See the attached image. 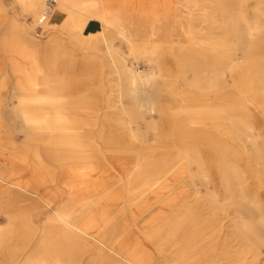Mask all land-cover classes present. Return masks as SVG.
<instances>
[{
	"label": "bare ground",
	"instance_id": "bare-ground-1",
	"mask_svg": "<svg viewBox=\"0 0 264 264\" xmlns=\"http://www.w3.org/2000/svg\"><path fill=\"white\" fill-rule=\"evenodd\" d=\"M46 1L0 0V86L8 88L10 103L20 95L12 113L61 135V157L52 169L49 160L22 152L13 125L0 114V264L264 263V216L244 208L239 200L246 196L236 195L247 179L238 149L264 175V132H257L252 109L195 108V125L208 120L207 127L234 141L229 148L222 139L211 145L212 170L206 143L179 151L172 161L138 156L130 164L101 166L83 144L92 113L82 105L85 98L71 105L76 84L62 77L77 70L113 74L121 128L142 142V123L159 129L145 89L161 74L162 49L174 36L185 46L177 54L176 80L208 95L224 89L228 74L237 78L243 71L251 79L249 92H264V67L255 68L264 55V0H53L65 17L46 23L47 41L40 42L34 31ZM91 20L102 28L84 34ZM231 37L237 42L232 50ZM118 44L132 52L142 48L148 69L135 67ZM101 140L120 151L117 137ZM196 180L208 202L202 220L182 211L185 189H195ZM248 202L260 208L254 197ZM153 204L161 208L156 214ZM230 206L235 220H223ZM136 212L151 218L128 220Z\"/></svg>",
	"mask_w": 264,
	"mask_h": 264
},
{
	"label": "rangeland",
	"instance_id": "rangeland-1",
	"mask_svg": "<svg viewBox=\"0 0 264 264\" xmlns=\"http://www.w3.org/2000/svg\"><path fill=\"white\" fill-rule=\"evenodd\" d=\"M2 1L4 3L6 2V0ZM174 34H177L176 31H174ZM38 40L40 42H45L47 41V37ZM169 42L170 43L166 44L162 49L164 62L163 66L160 68L161 74H159V76L145 89V96L155 103L154 107L156 108V112L154 119L159 129L156 131L147 130V125L142 123L143 129L147 131L146 138L142 140V142L134 140L130 137L127 130L125 131L121 128V123L125 122V119L124 121L122 120V122L119 120L122 114L118 110L122 107H118L120 109L117 110L116 97L119 92L117 89L111 87L113 84V74L109 71L102 72L96 70L92 71L90 75L85 74L82 70L67 74L62 73V77L67 76L69 82L76 84V88L72 91L74 96L70 101L71 105L77 106L79 104L78 101L85 98L82 105L92 113L93 118L90 117L91 119H88L89 117H86L87 120H89L87 122L89 126L83 127L84 130L88 129V132L86 130L84 134L83 144L91 151L94 160L99 165L106 166L109 163L116 164L118 161L128 162L130 164L133 162L132 159L138 156L145 160H151L165 155L168 160L172 161L169 157L177 155L179 151L184 153L194 147L196 143L201 145L206 143L207 147L201 148H204L206 159L208 158L207 162L211 164L210 169L212 170L213 160L211 156L212 151L210 150L212 147L211 145H214V143L222 139L225 140L226 147L229 148L232 147L230 145H233L234 141L220 135L219 130L216 128L207 127L205 123L209 124L210 122H208V120L205 122L203 121V123L200 121L199 124L195 125L190 118L197 114L195 112V108L197 107L208 108L210 110L219 107L223 109L224 107L252 109L254 113L249 111V114L255 116V122L258 128L257 132H262L261 134H263L264 92H249L250 88L248 87V83L251 81L249 76L245 77L246 74H244L243 71L240 72V75L238 74L237 78L231 77L228 74L225 87L222 91L219 90L218 92L208 95L198 92L190 86H186V81L181 82L176 80V75L179 74L177 54L181 50H184L185 46L184 42L182 43L175 36L173 41ZM236 43V40L231 37L228 42V49L232 50ZM118 46H120L122 51L135 63V67L138 69H148L147 58L144 56L142 48L132 52L127 45L118 44ZM262 56L263 57L258 59L255 68L261 69L264 67V55ZM228 63L231 62L228 61ZM155 69L159 73L158 65ZM254 71L253 68L250 74L253 75ZM191 74L192 73L189 72V75ZM7 91L8 88L0 86V114L4 116V119L10 120V123L13 125L12 134L15 143L17 145H22V152L30 158H35L36 155H39L49 160L51 168L55 169V164L52 163V160H56V156L61 157V135H49L46 132L36 129L30 122L26 121L22 115L12 113V110L20 107V95L16 94V97L10 103L6 98ZM83 94L88 96L85 97ZM6 123H8V121H6ZM1 129L3 130L4 128ZM107 136L118 138L121 145L120 151L112 150L105 144L104 140H101V138ZM262 136H264V134ZM238 151L242 154L240 162L241 170L246 169L248 176L246 175V180L242 178L243 184L240 188H242L243 191L238 189L236 195L246 196V199L239 200V203H241L244 208L250 210L256 207V210L258 209L256 211V216L259 218V216H264V175L260 173L259 167L255 166V162H251L253 159L249 157L248 153L242 152L241 148L240 150L238 149ZM251 165H254L255 169L250 168ZM204 168L208 169L209 165L206 164ZM256 173L259 175L255 177ZM251 174H253L254 178H251ZM214 182L217 185L218 179L214 180ZM195 184L197 185L195 189L199 192V199L195 195L197 191L188 185L189 187L185 189V195L188 196L186 201L188 204L186 207H182V211L184 210L185 213L189 214L192 213L190 217L192 219L195 217L200 220L206 219L199 217L203 215L205 205L208 203L205 198L206 192L202 187L201 181L196 180ZM216 189L218 190L219 187H216L215 191ZM253 197L258 202L260 208L252 206L248 202L249 199ZM220 201H223V199ZM225 209L226 214L223 220H235L236 214L234 208L230 206ZM160 210L161 208L158 205L153 204L150 213L156 214ZM150 218L151 217L145 214L136 212L135 217L129 216L128 220H150ZM1 223L5 224V220H1ZM138 226L140 229L143 228L141 225ZM262 250V257L264 259V247ZM260 264L264 263L261 262Z\"/></svg>",
	"mask_w": 264,
	"mask_h": 264
},
{
	"label": "built area",
	"instance_id": "built-area-1",
	"mask_svg": "<svg viewBox=\"0 0 264 264\" xmlns=\"http://www.w3.org/2000/svg\"><path fill=\"white\" fill-rule=\"evenodd\" d=\"M55 2L53 0H48L45 3L43 11L41 13V17L39 19L38 25L35 28L34 36L37 39H44L46 35V31L44 29V25L46 23H50L52 21V15L55 11L54 9Z\"/></svg>",
	"mask_w": 264,
	"mask_h": 264
},
{
	"label": "crops",
	"instance_id": "crops-1",
	"mask_svg": "<svg viewBox=\"0 0 264 264\" xmlns=\"http://www.w3.org/2000/svg\"><path fill=\"white\" fill-rule=\"evenodd\" d=\"M65 17V14L61 12L60 10L56 9L53 12L52 15V21L51 23H59L61 22ZM102 25L99 21L97 20H91L85 27L84 29V34H92V33H97L101 30Z\"/></svg>",
	"mask_w": 264,
	"mask_h": 264
}]
</instances>
